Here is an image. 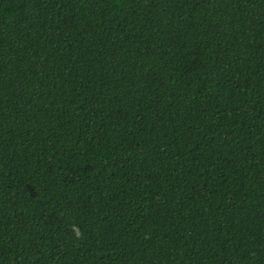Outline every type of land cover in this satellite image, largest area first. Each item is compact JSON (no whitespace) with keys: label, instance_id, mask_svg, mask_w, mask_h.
Here are the masks:
<instances>
[{"label":"trees","instance_id":"1","mask_svg":"<svg viewBox=\"0 0 264 264\" xmlns=\"http://www.w3.org/2000/svg\"><path fill=\"white\" fill-rule=\"evenodd\" d=\"M0 264H264V0H0Z\"/></svg>","mask_w":264,"mask_h":264}]
</instances>
